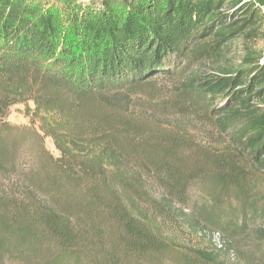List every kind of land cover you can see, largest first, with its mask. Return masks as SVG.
I'll return each mask as SVG.
<instances>
[{
    "label": "trees",
    "instance_id": "obj_1",
    "mask_svg": "<svg viewBox=\"0 0 264 264\" xmlns=\"http://www.w3.org/2000/svg\"><path fill=\"white\" fill-rule=\"evenodd\" d=\"M262 37L264 0H0V264H264Z\"/></svg>",
    "mask_w": 264,
    "mask_h": 264
},
{
    "label": "rangeland",
    "instance_id": "obj_2",
    "mask_svg": "<svg viewBox=\"0 0 264 264\" xmlns=\"http://www.w3.org/2000/svg\"><path fill=\"white\" fill-rule=\"evenodd\" d=\"M44 3H55V2H64L65 4L70 5H80V6H96L98 5L101 0H42ZM248 51H251L256 56H262L264 59V37L257 38L255 40H252L250 42H242V41H236L226 50V58L235 64H238L239 61L248 54ZM29 110L24 105H15L10 108L9 114L7 117L8 123L12 125H29L31 120V115L29 114V111L33 109L32 103H29L28 106ZM45 146L48 149V151L54 156H57V153L55 152L51 140L45 139L44 140ZM198 238L202 241V243H210L215 244V246H220L219 241L217 238H202L198 235Z\"/></svg>",
    "mask_w": 264,
    "mask_h": 264
}]
</instances>
